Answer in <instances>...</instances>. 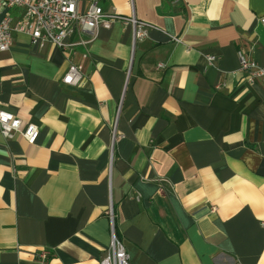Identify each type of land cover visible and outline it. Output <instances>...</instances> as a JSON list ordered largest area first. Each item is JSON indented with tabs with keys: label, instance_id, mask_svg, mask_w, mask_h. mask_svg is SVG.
I'll return each instance as SVG.
<instances>
[{
	"label": "crops",
	"instance_id": "obj_1",
	"mask_svg": "<svg viewBox=\"0 0 264 264\" xmlns=\"http://www.w3.org/2000/svg\"><path fill=\"white\" fill-rule=\"evenodd\" d=\"M92 2L153 29L132 45L114 23L64 50L13 33L0 52V108L38 129L32 144L0 134V264H98L109 206L128 264H264V85L238 65L264 68V0L77 13ZM70 65L76 86L60 81Z\"/></svg>",
	"mask_w": 264,
	"mask_h": 264
},
{
	"label": "built area",
	"instance_id": "obj_2",
	"mask_svg": "<svg viewBox=\"0 0 264 264\" xmlns=\"http://www.w3.org/2000/svg\"><path fill=\"white\" fill-rule=\"evenodd\" d=\"M77 0H0V52L10 49L12 34H24L31 46L41 49L45 44L64 50L71 46L65 41L76 36L73 45H86L91 42L98 28L109 29L114 23L129 27L131 30L132 45L147 37L153 26L137 20L134 16L122 17L114 13L103 12L95 3H90L85 12L78 14L76 10ZM13 11V13H11ZM264 24V17L259 19ZM81 35L87 36L83 39ZM169 40L177 42L174 36H168ZM208 65L214 61V57H205ZM239 71L248 84L259 82L264 85V68L258 66L247 56L238 53ZM162 67L160 64L156 68ZM80 67L68 66L60 81L62 84L76 86L80 82ZM19 133L28 144H32L38 134V129L33 124H27L22 128L21 120L13 113L0 108V134L4 138H11ZM115 139L114 131L111 136ZM214 210V208H212ZM110 236L107 248L98 264H128L125 248L114 235L113 212L108 207L106 212ZM35 258L46 261L48 252L42 251Z\"/></svg>",
	"mask_w": 264,
	"mask_h": 264
},
{
	"label": "rangeland",
	"instance_id": "obj_3",
	"mask_svg": "<svg viewBox=\"0 0 264 264\" xmlns=\"http://www.w3.org/2000/svg\"><path fill=\"white\" fill-rule=\"evenodd\" d=\"M11 13H13V11H11Z\"/></svg>",
	"mask_w": 264,
	"mask_h": 264
}]
</instances>
